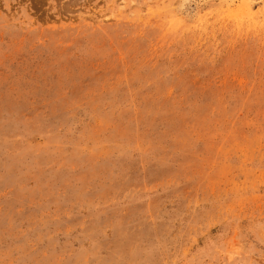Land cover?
<instances>
[{"label": "rangeland", "instance_id": "374dc122", "mask_svg": "<svg viewBox=\"0 0 264 264\" xmlns=\"http://www.w3.org/2000/svg\"><path fill=\"white\" fill-rule=\"evenodd\" d=\"M0 264H264V0H0Z\"/></svg>", "mask_w": 264, "mask_h": 264}]
</instances>
